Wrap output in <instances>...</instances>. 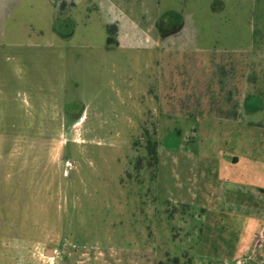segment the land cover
<instances>
[{
    "label": "rangeland",
    "instance_id": "rangeland-1",
    "mask_svg": "<svg viewBox=\"0 0 264 264\" xmlns=\"http://www.w3.org/2000/svg\"><path fill=\"white\" fill-rule=\"evenodd\" d=\"M159 4L171 26V7L184 11L191 39L79 45L60 17L57 37L44 24L43 45L26 47L20 108L0 103V264H205L198 258L239 247L226 219L228 229L212 227L202 210L168 198L187 178L209 194L220 151L264 160V129L253 128L264 124V0ZM73 5L82 33L84 0H44L48 11ZM229 111L241 133L205 125L206 137L186 146L210 152L212 169L180 174L165 152L200 119ZM149 142L161 151L156 176Z\"/></svg>",
    "mask_w": 264,
    "mask_h": 264
},
{
    "label": "crops",
    "instance_id": "crops-1",
    "mask_svg": "<svg viewBox=\"0 0 264 264\" xmlns=\"http://www.w3.org/2000/svg\"><path fill=\"white\" fill-rule=\"evenodd\" d=\"M51 2L53 6L57 7L54 1ZM84 2H86V15L83 22L86 21V24L82 27L83 32L80 33L78 24L82 20L78 16L79 6H67L66 9L60 11L57 9L58 7H53L54 11L56 9L54 12L52 9L51 11L45 10L44 0H0L1 105L7 104L11 107L16 105L20 108L18 105L21 102V94L25 93V83H21L19 74L25 65V49L27 46L43 45L44 24L49 30L55 27L57 37L56 29L60 17L69 20L73 30L70 40L74 43L77 41L79 45L169 47L176 43L179 44V42L182 44L181 38H190L186 21L183 19L184 11L178 7H171L170 12L176 14L178 19L172 26L169 25L171 21L166 24L159 0H147V2H140V0H84ZM179 31L181 33L175 35ZM56 37L46 38L45 41L50 43L52 38ZM165 49L163 48V51ZM201 120L198 121L200 123L195 128L190 130L191 132H187L186 136L179 139V144L173 150L165 152L166 157H173L172 165H177L178 171L183 176H188L190 173L194 175L192 169L196 168L198 175L202 169L203 171L205 169L202 177H206L207 171L212 169H210L212 167L210 152L191 150L186 146L196 136L207 135L209 131L206 126L212 127L210 129L212 134L219 133L218 128L216 131V127L227 126L229 128L226 132L231 130L227 134L230 138H233V132L241 133L239 128L245 127L240 117L238 119L208 118ZM253 126L256 129H262V127L264 129V124L257 123ZM244 130L242 129L243 132H245ZM237 138L235 137V139ZM244 140L239 139V142L246 143ZM247 146L249 147V145ZM158 153L160 157V149ZM175 155H178L177 158H179L177 162ZM219 156L215 160L216 169L213 170L212 177L216 186H213L212 189L210 186L205 187L207 191H210L209 194L203 192L200 197L198 181L195 185L192 183L193 180L187 178L184 184L178 185L180 197L170 196L168 201L183 203V206L186 205L189 209L202 210L203 216L201 217L212 227H218L221 222L223 225L220 229H228V225H224L226 219L232 225V229L239 233L236 234V238H240L239 247L232 250L233 253L222 250L220 256L212 259L198 258V262L205 264H264V160H261L262 157L257 159L242 152H231L226 156L220 151ZM244 162L254 165L243 166ZM253 237L258 239L253 241ZM242 239L243 241L247 239L250 243L242 242Z\"/></svg>",
    "mask_w": 264,
    "mask_h": 264
},
{
    "label": "trees",
    "instance_id": "trees-1",
    "mask_svg": "<svg viewBox=\"0 0 264 264\" xmlns=\"http://www.w3.org/2000/svg\"><path fill=\"white\" fill-rule=\"evenodd\" d=\"M224 118H226V119H231V118L238 119L239 114L237 111H229V114H227ZM147 150H148L149 156L152 160V164H153V168H154V176H156V167L158 165V146L156 143L149 142V145L147 146Z\"/></svg>",
    "mask_w": 264,
    "mask_h": 264
},
{
    "label": "built area",
    "instance_id": "built-area-1",
    "mask_svg": "<svg viewBox=\"0 0 264 264\" xmlns=\"http://www.w3.org/2000/svg\"><path fill=\"white\" fill-rule=\"evenodd\" d=\"M258 238L257 237H253V241L257 240Z\"/></svg>",
    "mask_w": 264,
    "mask_h": 264
}]
</instances>
